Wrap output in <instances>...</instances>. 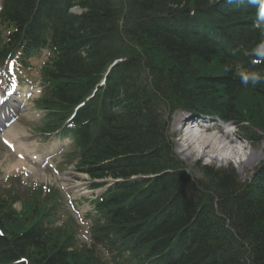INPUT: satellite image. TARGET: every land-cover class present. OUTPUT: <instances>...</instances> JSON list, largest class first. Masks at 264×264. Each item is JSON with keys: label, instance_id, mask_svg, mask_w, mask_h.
<instances>
[{"label": "trees", "instance_id": "1", "mask_svg": "<svg viewBox=\"0 0 264 264\" xmlns=\"http://www.w3.org/2000/svg\"><path fill=\"white\" fill-rule=\"evenodd\" d=\"M3 4L0 23L14 36L28 35L33 22L54 29L61 55L53 72L60 82L56 99L64 106L82 99L113 61L123 59L111 66L107 84L116 113L86 149L82 166L100 179L153 177L111 189L97 220L113 236L103 243L152 264H264V160L244 183L234 169L207 166L204 178L193 182L176 169L164 116L166 107H182L264 125V25H258L264 0ZM73 6L82 13L69 12ZM248 96L260 101L255 113L240 101ZM4 197L0 264H99L87 249L70 250L66 230L45 233L28 225L24 216L39 213L35 202L21 216Z\"/></svg>", "mask_w": 264, "mask_h": 264}, {"label": "rangeland", "instance_id": "2", "mask_svg": "<svg viewBox=\"0 0 264 264\" xmlns=\"http://www.w3.org/2000/svg\"><path fill=\"white\" fill-rule=\"evenodd\" d=\"M73 12L76 13H81V11L77 8L73 9ZM129 44H131V48L135 47L133 45V43L129 42ZM137 51H139L138 49H136ZM257 97L254 96H248V97H243L240 99L241 103H243L244 105L246 104L247 106H249L250 110L252 113H255L257 110V105H260V101L257 100ZM262 106V105H261ZM262 113V112H261ZM181 116V112L178 111L176 112L173 117H172V122L170 125V132L173 135V139L174 143H175V154H177L179 160L182 161V164L191 172V179L193 180V182H197L199 180V178L203 179L205 176L204 171H202V167L207 166L210 167L212 170H229V169H234L236 174H238V178L240 180L241 183L247 182L248 179H250V177L253 175V171L255 170L256 167H258V165L261 163V161L264 160V125H257V127L250 125L249 123L245 124V126L243 127H247V130L244 131V129H240L239 127L237 128V135L233 136L232 138H234L235 140H239L240 144H242L244 147L243 149H240L241 152H243V150L246 152V159L248 158V156L250 155L251 157V161H248L247 166L245 167V169H242L240 167V165L236 162L233 161L231 163H228L227 161L225 162H212L209 159V156L213 155V153L217 154L216 152H208L211 151L210 149H207L205 151L204 154H206L205 156H202L204 154L201 155V153H199V148L200 146L196 145V143L190 147V150H184L181 149V143H179V141H177L179 139L180 136H182L181 133H178L175 131V126L177 124V121L179 119V117ZM255 116V114H254ZM256 117V121L260 122L261 119L258 116ZM191 130V129H190ZM249 130V131H248ZM193 131L196 132V128L193 129ZM201 131V130H199ZM204 134V133H203ZM211 134V133H209ZM214 134V133H213ZM250 134V135H248ZM205 135V134H204ZM218 135V134H217ZM220 137V135H218ZM223 138L225 137V135H222ZM252 136H254L253 138H251ZM260 150H263V156L261 158H259L257 161H253L256 157V155H258V153L260 152ZM179 151V153H178ZM251 153H255L254 155H252ZM253 156V157H252ZM249 160V158H248ZM2 162V164H1ZM12 162V158L10 161H8L7 159L5 160H0V164L3 168L2 171V176H1V180H5L8 176H10V174L6 173L7 171V163L11 164ZM204 175V176H203ZM19 208V211H21V208ZM64 211L62 212V215H64ZM76 264H80L77 263Z\"/></svg>", "mask_w": 264, "mask_h": 264}, {"label": "bare ground", "instance_id": "3", "mask_svg": "<svg viewBox=\"0 0 264 264\" xmlns=\"http://www.w3.org/2000/svg\"><path fill=\"white\" fill-rule=\"evenodd\" d=\"M190 116L188 117L186 113L181 114L179 117L177 124H176V132L181 133L183 137V141L187 143V146H193L195 143L196 145L200 146L199 153L204 154L207 149H210L211 151L208 152H216L217 156L213 155L209 156L210 161L214 162H225L231 163L233 161L240 165L242 169H245L247 166L248 161H251L250 155L246 159L245 156L246 152L243 150V152L240 151V149H243V145L240 144L239 140H235L232 138L228 133H225V138L219 137L217 134H203V131L201 132H195L193 131L192 127L190 129L188 128V123L190 122ZM187 127V130L185 129ZM21 134L27 138V132L24 128H21ZM179 153V152H178ZM180 154V153H179ZM254 155L255 153H251ZM206 154L202 155L205 156ZM263 156V150H260L258 155H256L255 159L253 161H257L259 158ZM253 157V156H252Z\"/></svg>", "mask_w": 264, "mask_h": 264}, {"label": "snow or ice", "instance_id": "4", "mask_svg": "<svg viewBox=\"0 0 264 264\" xmlns=\"http://www.w3.org/2000/svg\"><path fill=\"white\" fill-rule=\"evenodd\" d=\"M261 54L264 55V52H262ZM245 79H247V78L245 77Z\"/></svg>", "mask_w": 264, "mask_h": 264}, {"label": "clouds", "instance_id": "5", "mask_svg": "<svg viewBox=\"0 0 264 264\" xmlns=\"http://www.w3.org/2000/svg\"><path fill=\"white\" fill-rule=\"evenodd\" d=\"M254 79H256V78H254ZM246 82V81H245Z\"/></svg>", "mask_w": 264, "mask_h": 264}]
</instances>
